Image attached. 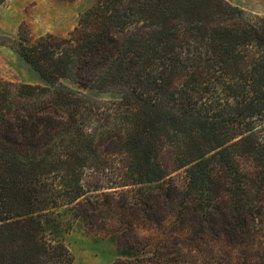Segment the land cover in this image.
<instances>
[{
    "label": "trees",
    "instance_id": "16d2710c",
    "mask_svg": "<svg viewBox=\"0 0 264 264\" xmlns=\"http://www.w3.org/2000/svg\"><path fill=\"white\" fill-rule=\"evenodd\" d=\"M16 49L48 86L0 81V264H73L69 220L117 243L160 230L180 193L206 217L230 199V246L264 238L236 169L264 184V19L225 0H95L66 37L21 26ZM61 80L122 99L95 106Z\"/></svg>",
    "mask_w": 264,
    "mask_h": 264
},
{
    "label": "rangeland",
    "instance_id": "374dc122",
    "mask_svg": "<svg viewBox=\"0 0 264 264\" xmlns=\"http://www.w3.org/2000/svg\"><path fill=\"white\" fill-rule=\"evenodd\" d=\"M225 1L247 16L264 19V0ZM94 4L95 0H4L0 5V81L9 83L14 94L24 84L47 87L16 49L20 27H25L29 39L47 34L66 37L78 25L80 14ZM60 84L78 91L95 106L109 107L122 99L116 89H80L72 80H61ZM236 169L241 173L248 207L263 211L264 219V184L258 169L247 159H239ZM181 194L175 195L173 202L160 204L161 209L156 211L154 218L166 221L162 229H152L147 220L144 226L126 230L120 243L89 235L81 221L68 217L63 241L73 255V264H264V238H257L253 249L226 243L224 230L232 212L224 209L231 205L230 199H222L213 207V216L206 217L196 213L195 205ZM128 219L137 223L141 217ZM127 245L135 249L130 255H122ZM153 253V262H148Z\"/></svg>",
    "mask_w": 264,
    "mask_h": 264
}]
</instances>
